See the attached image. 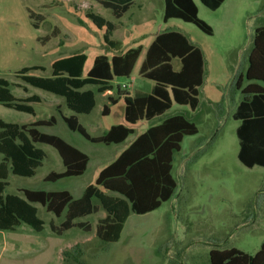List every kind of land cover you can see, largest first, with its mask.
Instances as JSON below:
<instances>
[{"label":"rangeland","instance_id":"rangeland-1","mask_svg":"<svg viewBox=\"0 0 264 264\" xmlns=\"http://www.w3.org/2000/svg\"><path fill=\"white\" fill-rule=\"evenodd\" d=\"M193 1L198 18L212 28V35L179 19L163 22L164 0H132L120 19L95 0H0V78L8 82L16 98L40 97L39 103L30 104L34 115L0 105V120L23 125L54 117V125L38 130L61 138L88 157L82 175L45 182L47 174L61 173L64 167L55 149L35 144L44 152L41 166L30 178L9 173L4 194L21 195L22 189L67 191L77 200L94 184L98 172L150 126L181 115L198 129L196 135L183 138L180 151L173 155L171 175L176 189L172 197L152 212L130 213L117 242L104 244L96 237V226L106 216L96 201L95 213L74 220L73 227L61 235L56 231L66 211L57 218L34 204L43 222L42 231L35 232L24 223L0 231V264H207L211 249L236 248L250 256L259 250L264 242V167L246 168L238 161L239 121L234 113L243 98L236 82L242 75V87L247 83L244 74L253 34L264 26V0H225L215 11L199 0ZM88 13L118 26L110 36L119 43L118 50L104 43L105 29H98L87 18ZM166 31L181 33L203 53L198 107L192 111L172 103L170 109L149 122L127 125L121 93L151 91L153 82L142 78L139 68L155 36ZM130 48H140V55L129 78L110 82L115 104L96 93L95 87L84 88L95 93V106L89 114L73 113L63 98L33 88L17 75L23 67L41 66L43 71L30 74L50 77L53 61L84 53V78L94 57L110 58ZM173 65L178 68L176 62ZM105 105L109 113L103 116ZM72 115L91 137L120 124L130 127L132 134L120 144L91 143L69 130L62 120V116ZM65 251L69 256H63Z\"/></svg>","mask_w":264,"mask_h":264},{"label":"trees","instance_id":"trees-1","mask_svg":"<svg viewBox=\"0 0 264 264\" xmlns=\"http://www.w3.org/2000/svg\"><path fill=\"white\" fill-rule=\"evenodd\" d=\"M95 1L110 10L115 19H120L132 3V0ZM224 1L199 0L211 11L217 10ZM87 18L98 29H105L104 43L118 50L119 43L110 39L118 26L93 13H88ZM170 19L191 23L206 35L213 33L212 28L198 18V8L193 0H164L163 22ZM139 55L140 48H130L110 58L98 55L84 78L82 73L87 61L84 53L53 61L50 77L30 74L43 71L41 66L23 67L17 71V75L25 84L63 98L67 109L73 113L89 114L95 106V93L84 88L93 86L98 94L111 91L110 82L114 78L131 76ZM174 62L178 64L177 69ZM139 75L154 85L149 93L138 90L131 94L127 91L121 93L123 118L127 125L149 122L170 109L172 103L188 106L194 111L199 104L198 88L204 76L202 51L179 32H162L148 46ZM244 78L248 85L241 90L243 98L234 113V119L240 122L236 129L239 139L237 159L246 168L264 167V26L254 31ZM107 101L115 104L111 96H107ZM39 102L40 97L36 95L16 98L8 82L0 78V105L3 107L34 115L30 104ZM108 113L109 108L103 106L102 115ZM62 120L69 130L91 143L120 144L132 134L130 127L120 124L111 126L101 136L91 137L75 116H62ZM54 124V117L23 125L0 120V231L13 230L24 223L35 232H41L43 222L37 217V209L33 206L39 204L57 218L66 211L60 228L56 231L51 227L61 235V232L73 227L74 220L95 213L99 206L106 216L96 226V237L104 244L115 243L130 213L143 215L152 212L172 197L176 189V181L171 175L173 155L180 151L185 136L198 133L196 125L181 115L167 117L150 126L98 172L94 184L88 186L77 200L67 191L22 189L21 195L4 194L9 173L30 178L41 166L44 152L35 144L55 149L64 167L61 173L47 174L43 179L45 182L77 177L85 172L88 163L86 154L61 138L38 130ZM73 249L79 250V247L74 246ZM63 256H69V252L65 251ZM207 264H264V242L253 256L236 248L211 249Z\"/></svg>","mask_w":264,"mask_h":264},{"label":"crops","instance_id":"crops-1","mask_svg":"<svg viewBox=\"0 0 264 264\" xmlns=\"http://www.w3.org/2000/svg\"><path fill=\"white\" fill-rule=\"evenodd\" d=\"M201 50V49H200ZM202 55H203V53H202ZM245 75V74H244ZM241 80H242V75L239 77V79L237 80V82H236V89L237 90H240V92H241V90L244 88V87H246L247 85H248V82L242 87V82H241ZM203 83V82H202ZM237 84H238V86H239V88H237ZM126 88H124V90H125ZM103 95L104 96H111V94H110V91H106L105 93H103ZM241 102V100L238 102V104H237V106L239 105V103ZM240 123V122H239ZM239 126V125H238Z\"/></svg>","mask_w":264,"mask_h":264},{"label":"built area","instance_id":"built-area-1","mask_svg":"<svg viewBox=\"0 0 264 264\" xmlns=\"http://www.w3.org/2000/svg\"><path fill=\"white\" fill-rule=\"evenodd\" d=\"M126 88V87H125Z\"/></svg>","mask_w":264,"mask_h":264}]
</instances>
